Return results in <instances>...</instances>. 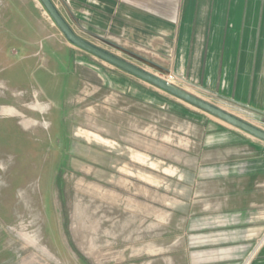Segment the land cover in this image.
Returning a JSON list of instances; mask_svg holds the SVG:
<instances>
[{
    "label": "rangeland",
    "instance_id": "1",
    "mask_svg": "<svg viewBox=\"0 0 264 264\" xmlns=\"http://www.w3.org/2000/svg\"><path fill=\"white\" fill-rule=\"evenodd\" d=\"M50 17L0 0V264H244L264 245V140L68 49Z\"/></svg>",
    "mask_w": 264,
    "mask_h": 264
},
{
    "label": "crops",
    "instance_id": "2",
    "mask_svg": "<svg viewBox=\"0 0 264 264\" xmlns=\"http://www.w3.org/2000/svg\"><path fill=\"white\" fill-rule=\"evenodd\" d=\"M52 1L82 38L264 117V0ZM63 36L68 49L84 50ZM54 42L48 36L38 45L50 62ZM244 264H264V245Z\"/></svg>",
    "mask_w": 264,
    "mask_h": 264
},
{
    "label": "water",
    "instance_id": "3",
    "mask_svg": "<svg viewBox=\"0 0 264 264\" xmlns=\"http://www.w3.org/2000/svg\"><path fill=\"white\" fill-rule=\"evenodd\" d=\"M44 6L46 11L49 13L53 21L60 28L65 37L77 47L84 49L85 51L96 55L103 60L173 94L195 106L212 113L218 118L236 126L262 140H264V129L256 126L255 124L219 107L204 98L199 97L198 95L172 83L160 75L146 70L84 38L79 36L66 21L63 15L60 13L56 5L52 0H39Z\"/></svg>",
    "mask_w": 264,
    "mask_h": 264
},
{
    "label": "built area",
    "instance_id": "4",
    "mask_svg": "<svg viewBox=\"0 0 264 264\" xmlns=\"http://www.w3.org/2000/svg\"><path fill=\"white\" fill-rule=\"evenodd\" d=\"M161 77H163L164 79H166V80H168V81H170L172 83H174V80L176 79V76H175V74L173 72H171V73L169 72L166 75L161 76Z\"/></svg>",
    "mask_w": 264,
    "mask_h": 264
}]
</instances>
